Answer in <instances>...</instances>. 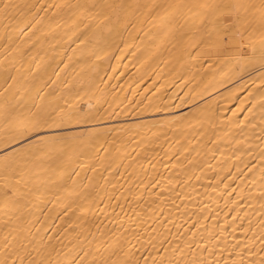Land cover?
<instances>
[{
	"label": "bare ground",
	"instance_id": "obj_1",
	"mask_svg": "<svg viewBox=\"0 0 264 264\" xmlns=\"http://www.w3.org/2000/svg\"><path fill=\"white\" fill-rule=\"evenodd\" d=\"M4 260L264 264V0H0Z\"/></svg>",
	"mask_w": 264,
	"mask_h": 264
},
{
	"label": "snow or ice",
	"instance_id": "obj_2",
	"mask_svg": "<svg viewBox=\"0 0 264 264\" xmlns=\"http://www.w3.org/2000/svg\"><path fill=\"white\" fill-rule=\"evenodd\" d=\"M4 7H8V4L5 3V4H4ZM203 7H205V8H211L212 5L206 4V5H203ZM14 195H15V192H13L11 189H9V190L5 193V196H6V197H11V196H14ZM2 264H8V260H4V261L2 262Z\"/></svg>",
	"mask_w": 264,
	"mask_h": 264
}]
</instances>
